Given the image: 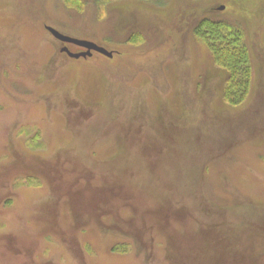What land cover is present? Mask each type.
I'll return each mask as SVG.
<instances>
[{
    "label": "rangeland",
    "instance_id": "1",
    "mask_svg": "<svg viewBox=\"0 0 264 264\" xmlns=\"http://www.w3.org/2000/svg\"><path fill=\"white\" fill-rule=\"evenodd\" d=\"M206 20L245 38L239 107ZM0 264H264V0H0Z\"/></svg>",
    "mask_w": 264,
    "mask_h": 264
},
{
    "label": "trees",
    "instance_id": "2",
    "mask_svg": "<svg viewBox=\"0 0 264 264\" xmlns=\"http://www.w3.org/2000/svg\"><path fill=\"white\" fill-rule=\"evenodd\" d=\"M195 36L209 48L214 63L227 73L225 102L232 107L244 104L251 88L252 62L242 32L206 20Z\"/></svg>",
    "mask_w": 264,
    "mask_h": 264
},
{
    "label": "water",
    "instance_id": "3",
    "mask_svg": "<svg viewBox=\"0 0 264 264\" xmlns=\"http://www.w3.org/2000/svg\"><path fill=\"white\" fill-rule=\"evenodd\" d=\"M47 30L52 34V36L57 39L58 41L62 42V43H68V44H73L79 47H82L84 49H86L85 52L82 53H73L71 52L69 49L67 48H63L62 52L67 54L70 58L73 59H81V58H89L92 57L94 55V53L103 55L107 58H113L114 54L112 52H109L108 50H106L105 48L93 43V42H89V41H85V40H79V39H75V38H71L68 36H65L61 33H59L57 30L48 27Z\"/></svg>",
    "mask_w": 264,
    "mask_h": 264
},
{
    "label": "flooded vegetation",
    "instance_id": "4",
    "mask_svg": "<svg viewBox=\"0 0 264 264\" xmlns=\"http://www.w3.org/2000/svg\"><path fill=\"white\" fill-rule=\"evenodd\" d=\"M225 10V7H220L219 8V11H224ZM46 28H48V26L46 27ZM53 29H55V28H53ZM47 30V29H46ZM56 30V29H55ZM49 32V31H48ZM59 32V31H58ZM50 33V32H49ZM60 33V32H59ZM52 35V34H51ZM69 37V36H68ZM63 44V48H67V49H69L70 51H71V46H74L73 44H68V43H62ZM96 44V43H95ZM98 45V44H97ZM74 47H76L77 49H79L80 51H81V53H82V51L83 52H85L86 51V49H84V48H82V47H79V46H74ZM72 52V51H71Z\"/></svg>",
    "mask_w": 264,
    "mask_h": 264
}]
</instances>
